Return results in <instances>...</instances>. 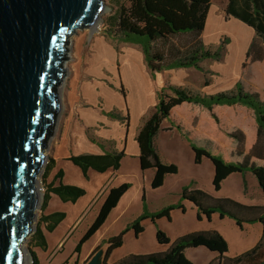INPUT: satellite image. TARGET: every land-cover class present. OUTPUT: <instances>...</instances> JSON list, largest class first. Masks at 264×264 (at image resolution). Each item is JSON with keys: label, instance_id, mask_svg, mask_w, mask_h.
<instances>
[{"label": "rangeland", "instance_id": "374dc122", "mask_svg": "<svg viewBox=\"0 0 264 264\" xmlns=\"http://www.w3.org/2000/svg\"><path fill=\"white\" fill-rule=\"evenodd\" d=\"M104 10L96 28H80L69 38L68 59L63 83L59 88L62 109L54 133L48 140L46 161L38 176L41 205L36 209L34 230L26 239L27 264H86L105 241L127 227L121 247L116 248L111 262L130 253L144 254L165 251L168 246L157 240V230L164 231L171 240L205 226L216 230L228 241V257H235L256 245L260 238V223L239 228L233 219L223 222L218 212L208 220L199 219L195 205L181 201L184 186L206 190L216 197H229L247 205H264V190L251 170L264 165V129L258 123L253 109L242 104L216 105L211 109L185 102L173 108L170 118L161 126L180 127L184 133L161 128L155 145L161 160L173 162L177 174L166 175L164 184L155 189L151 185L153 168L142 170L134 138L137 125H142L159 102V93L166 84L183 85L201 94L229 91L242 82L245 90L264 103V40L243 21L225 11L228 0H213L206 13L203 27L205 43L217 48L224 42L223 56L219 60L205 59L204 70L193 67L173 68L162 73L153 72L147 65L142 46L107 33V19L128 0H105ZM147 23L160 27L166 33L188 24L186 16L174 15L167 21L150 17L144 11L142 0H137ZM136 32L139 27H134ZM185 41L187 37L184 36ZM106 123H120L123 135ZM113 133L108 138L109 133ZM192 144L204 147L225 161L240 163L247 168L235 172L222 182L220 190L213 187L214 165L204 157L195 162ZM122 151L124 157L118 170L99 172L91 169L88 176L68 157L84 152ZM63 171V183L84 187L85 193L76 201H64L50 193L49 183ZM149 175H152L150 178ZM60 178L57 179V183ZM129 183L116 207L104 224L87 241L81 250L76 247L94 223L108 191L120 184ZM184 203L186 209L175 208L171 217H162L154 223L151 217L142 221L143 232L137 236L131 226L144 213H156L170 204ZM46 203V205H45ZM44 205V207H43ZM65 212V218L54 230L48 231L42 221L44 215ZM41 228L47 239L45 249L36 246L35 232ZM214 251L207 248L185 250L187 258L201 264Z\"/></svg>", "mask_w": 264, "mask_h": 264}, {"label": "trees", "instance_id": "16d2710c", "mask_svg": "<svg viewBox=\"0 0 264 264\" xmlns=\"http://www.w3.org/2000/svg\"><path fill=\"white\" fill-rule=\"evenodd\" d=\"M129 6L121 4L115 13L107 19V33L112 38L129 43H138L142 46L144 59L153 72L162 73L165 70L193 67L204 70L201 62L205 59L219 60L223 56L224 42L217 48H210L205 43L203 37V27L201 24L210 8L213 0H142L144 11L150 17L167 21L174 15L177 17L186 16L188 24L176 28L172 33H166L151 23H147L143 17L137 0H128ZM225 11L228 15L243 21L251 27L255 33L264 40V0H228ZM134 27L141 30L136 32ZM184 36L187 37L185 41ZM189 102L211 109L216 105H236L242 104L253 109L261 128L264 129V103L251 92L245 90L242 82L229 91H219L213 94H201L192 88L166 84L159 93V102L152 114L145 120L139 128L136 136L140 150V167L147 170L153 168L151 185L157 189L164 184L166 175L177 174L179 168L173 162L167 163L161 160V156L156 148L155 139L162 128L165 119L170 118L173 108ZM181 130L180 127H177ZM195 153V162L200 163L204 157L210 158L215 169L213 185L216 190L222 187V181L234 172L244 173L247 168L240 163L225 161L223 156L215 155L204 147L192 144ZM124 157L122 151L92 153L84 152L71 155L68 158L81 168L83 175L88 176L91 169L99 172L108 170H118L121 160ZM257 176V180L264 190V165L251 168ZM63 171L58 172L55 178L49 183L46 195V202L50 193L59 196L64 201L76 202L84 193L85 188L77 185L63 183L61 177ZM57 183V179H59ZM130 184L124 183L115 186L108 191L105 202L100 207L94 223L86 232L84 238L76 247L81 250L82 243L89 240L95 232L104 224L111 210L117 206L120 198L129 189ZM181 201L188 200L197 207L198 218L204 216L210 220L215 212L224 217H230L236 221L239 227L243 228L246 223H262L264 226V205H247L229 197H216L203 189L184 186L180 193ZM46 205V203H45ZM44 207V205H43ZM175 208L186 209L184 203L170 204L156 213H144L131 225L139 236L143 232L142 221L148 217L156 223L162 217L170 218L171 212ZM65 212H56L44 215L42 221L45 228L52 231L65 218ZM264 229V228H263ZM127 227L117 235H113L105 241L106 259L112 252L121 247L124 241ZM34 238L36 246L43 249L47 247V237L43 230L39 228ZM157 240L159 244L169 245L165 251L150 252L144 254L130 253L118 259L112 264H194L187 258L185 250L188 248L204 246L211 251L218 252V258L210 264H264V234L258 245L252 247L239 256L228 257V241L216 230L194 231L179 236L176 240L171 238L161 229L157 230ZM100 248V246L98 247ZM35 264H39L36 254H34Z\"/></svg>", "mask_w": 264, "mask_h": 264}, {"label": "water", "instance_id": "95a60500", "mask_svg": "<svg viewBox=\"0 0 264 264\" xmlns=\"http://www.w3.org/2000/svg\"><path fill=\"white\" fill-rule=\"evenodd\" d=\"M105 0H0V264H27L38 176L62 109L70 36L98 24ZM97 249L86 264H104Z\"/></svg>", "mask_w": 264, "mask_h": 264}, {"label": "crops", "instance_id": "0c3cea01", "mask_svg": "<svg viewBox=\"0 0 264 264\" xmlns=\"http://www.w3.org/2000/svg\"><path fill=\"white\" fill-rule=\"evenodd\" d=\"M213 2V1H212ZM212 4V3H211ZM169 119V118H168ZM166 120V119H165ZM164 120V121H165ZM145 122V121H144ZM107 124V126L108 127H111L112 129H114L116 132L114 133V135H116V136H114V138H116L117 139V137L119 138V136L120 135H123V132H122V125L120 124V123H106ZM144 124V123H143ZM142 125H137V129H136V133L134 134V138L136 139V136H137V134H138V131H139V128L141 127ZM162 128L164 129V130H168V131H176V132H180V133H184V131H182V130H179L177 127H174V126H169V127H163L162 126ZM112 135H113V133H109V135L107 136L108 138H110V137H112ZM156 141V140H155ZM137 146H138V143H137ZM157 148V147H156ZM103 152H106V151H104V150H102V151H100L99 153H103ZM139 154V157H140V150H139V146H138V150H137V155ZM109 171V170H108ZM235 173V172H234ZM233 174V173H232ZM152 175H155V174H152ZM152 175H149V177L148 178H150ZM169 175V174H168ZM173 175V174H172ZM230 176V175H229ZM228 176V177H229ZM227 178V177H226ZM225 178V179H226ZM224 179V180H225ZM223 182V181H222ZM213 187H214V185H213ZM215 189V188H214ZM216 190V189H215ZM216 191H218V190H216ZM122 198V197H121ZM120 198V199H121ZM188 201V200H187ZM190 205H193V203H191V202H188ZM194 206V205H193ZM196 209H197V207H196ZM198 210V209H197ZM196 210V211H197ZM216 214V213H215ZM215 214H213L212 215V217H214V215ZM219 214V213H218ZM197 215H198V211H197ZM219 217H220V219L224 222L225 221V218L226 217H224V218H222L220 215H219ZM203 219V218H202ZM232 219V218H231ZM234 220V219H233ZM235 221V220H234ZM235 223H236V221H235ZM237 224V223H236ZM246 224H252V223H246ZM245 224V225H246ZM256 224V223H255ZM261 225H262V228H260V230H259V233L261 234L260 235V238H259V241H258V243L256 244V245H258L259 244V242L261 241V239L263 238V234H264V226H263V224L262 223H260ZM238 225V224H237ZM239 227V226H238ZM240 229H241V227H239ZM209 228H206L205 226H202V227H195L194 228V230H200V231H202V230H204V231H209L208 230ZM177 239V238H176ZM176 239H174V240H176ZM173 240V241H174ZM161 245H166V244H161ZM256 245H253V246H251L250 248H248L247 250H249V249H251L252 247H254V246H256ZM104 246V250H106V245H103ZM167 246H169V245H167ZM199 247H204V246H198V247H193V248H199ZM204 248H206V247H204ZM188 249H190V248H188ZM209 250V249H208ZM246 250V251H247ZM211 251V250H210ZM246 251H244V252H246ZM243 252V253H244ZM113 253V252H112ZM228 253V252H227ZM242 254V253H241ZM241 254H239V255H241ZM218 252H213L212 253V255H210L209 257H207L206 256V259L205 260H202L201 261V264H210L212 261H214L215 259H217L218 258ZM227 255V254H226ZM238 255V256H239ZM237 256V255H236ZM112 257V254L110 255V257L109 258H107L106 259V263L107 264H112V263H114V262H116V261H114V262H111L110 261V258Z\"/></svg>", "mask_w": 264, "mask_h": 264}, {"label": "bare ground", "instance_id": "6f19581e", "mask_svg": "<svg viewBox=\"0 0 264 264\" xmlns=\"http://www.w3.org/2000/svg\"><path fill=\"white\" fill-rule=\"evenodd\" d=\"M96 26H97V25H95V26H91L90 28L93 30L94 28H96Z\"/></svg>", "mask_w": 264, "mask_h": 264}]
</instances>
